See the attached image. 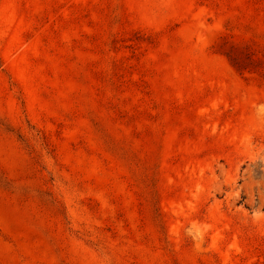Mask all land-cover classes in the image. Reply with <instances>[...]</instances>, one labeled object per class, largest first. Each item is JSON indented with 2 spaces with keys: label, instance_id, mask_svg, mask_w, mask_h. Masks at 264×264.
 <instances>
[{
  "label": "rangeland",
  "instance_id": "1",
  "mask_svg": "<svg viewBox=\"0 0 264 264\" xmlns=\"http://www.w3.org/2000/svg\"><path fill=\"white\" fill-rule=\"evenodd\" d=\"M0 264H264V0H0Z\"/></svg>",
  "mask_w": 264,
  "mask_h": 264
}]
</instances>
